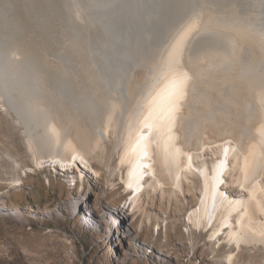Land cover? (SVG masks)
<instances>
[{
  "label": "bare ground",
  "instance_id": "6f19581e",
  "mask_svg": "<svg viewBox=\"0 0 264 264\" xmlns=\"http://www.w3.org/2000/svg\"><path fill=\"white\" fill-rule=\"evenodd\" d=\"M40 1L0 0V108L34 165L98 179L114 136L128 208L184 203L211 237L264 243V0ZM17 13L49 57L22 44Z\"/></svg>",
  "mask_w": 264,
  "mask_h": 264
},
{
  "label": "rangeland",
  "instance_id": "374dc122",
  "mask_svg": "<svg viewBox=\"0 0 264 264\" xmlns=\"http://www.w3.org/2000/svg\"><path fill=\"white\" fill-rule=\"evenodd\" d=\"M16 15L25 31L22 44L48 56L46 35L42 39L21 13ZM209 79L214 82L210 88L216 81L222 85L214 75ZM16 122L0 108V195L10 191L0 200V264H264V243L236 245L227 231L211 237L209 228L188 222L184 203L165 211L158 197L137 201L134 211L128 208L126 202L136 193L121 182L124 169H117L114 136L95 151L102 156V165L94 164L101 176L86 173L73 183L70 170L60 165H34L35 151ZM14 160L24 169L14 170ZM109 168L117 170L111 179ZM18 178L21 186L10 189Z\"/></svg>",
  "mask_w": 264,
  "mask_h": 264
}]
</instances>
